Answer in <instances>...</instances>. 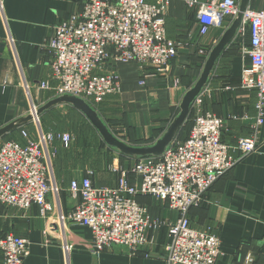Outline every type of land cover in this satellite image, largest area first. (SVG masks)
Returning <instances> with one entry per match:
<instances>
[{
  "label": "built area",
  "instance_id": "obj_1",
  "mask_svg": "<svg viewBox=\"0 0 264 264\" xmlns=\"http://www.w3.org/2000/svg\"><path fill=\"white\" fill-rule=\"evenodd\" d=\"M169 1L82 0L81 9L57 24L42 45L52 56L50 70L55 84L51 87L55 95H74L94 105L120 93V81L112 69L115 63L136 62L140 85L145 84L146 66L158 73L168 70L170 61L185 44L166 35ZM181 1L196 8L198 41L210 28L220 27L225 21L228 26L239 10V0ZM245 25L249 42L241 50L249 62L241 69L237 88L256 92L251 134L239 137L234 147L224 142L225 118L203 109V89L193 102V125L186 139L175 138L159 157H138L130 167L111 165L117 174L115 186L93 184L92 170L80 179H72L69 190L78 200L66 214L59 210L57 219L61 224L69 221L87 227L91 252L101 253L112 245L122 246L132 255L141 251L148 243L147 231L159 223L150 219L136 196L150 195L166 201L168 208L177 212L175 221L167 224L166 263L216 264L220 253L218 235L192 227L187 213L238 161L229 154L231 148L239 150L241 156L257 149L258 130L264 122V6H247L238 29ZM209 50L199 46L204 60ZM39 87L50 88L46 81ZM36 109L32 104L29 111L31 122L36 124L34 135L21 128L22 141L9 139L0 143V204L20 210L31 205H38L41 211L50 209L49 193L59 203L52 174V144L59 141L68 147L72 142L68 132L43 131L37 124ZM28 245L27 238L5 233L0 237L2 263L23 264ZM62 249L66 254L69 246L64 244Z\"/></svg>",
  "mask_w": 264,
  "mask_h": 264
},
{
  "label": "crops",
  "instance_id": "obj_2",
  "mask_svg": "<svg viewBox=\"0 0 264 264\" xmlns=\"http://www.w3.org/2000/svg\"><path fill=\"white\" fill-rule=\"evenodd\" d=\"M247 6L262 8L264 0H249ZM81 7L82 0H0V128L27 115L32 104L38 108L56 97L51 87L55 84L50 70L52 56L42 45L57 24ZM226 24L225 21L220 27L210 28L198 41L196 8L188 7L181 0L169 1L165 11L166 35L185 44L170 61L168 70L158 73L146 66L145 84L140 85L136 62L115 63L112 69L119 78L120 93L96 103L107 112H121L112 118L118 137L127 143L142 145L152 143L164 132L179 109L182 95L200 74L204 55L199 53V46L210 49ZM248 42L249 31L245 25L237 30L203 88L207 109L202 107L225 118L222 139L232 147L239 137L251 134L256 117V92L237 88L241 69L249 62L241 50ZM42 81L48 82L50 88H40ZM226 86L233 88L226 89ZM21 128L33 135L36 131L30 121L5 133L0 143L6 136L22 141ZM257 135L254 152L241 156L239 150L231 148L229 154L238 161L215 180L200 206L190 211L192 227L209 229L219 237L216 264H264V122ZM58 142L52 147L61 148ZM105 150L103 147L100 152L103 156L109 153L110 162L103 160L96 168L77 159L70 161L67 170L57 176L52 166L59 203L49 193L50 209L41 211L38 205L25 210L0 207V233L13 232L29 241V253L23 264H167V224L175 221L177 212L168 208L164 200L150 195L136 196L145 205L150 219L157 220L159 225L147 231L148 243L133 255L119 245L93 253L89 249L91 234L87 227L58 221V211L66 214L78 200L69 190L72 179H80L87 170H92L93 184L115 186L117 174L111 165L130 167L136 159ZM64 244L69 246L66 254L62 249ZM1 255L0 252V264H3Z\"/></svg>",
  "mask_w": 264,
  "mask_h": 264
},
{
  "label": "water",
  "instance_id": "obj_3",
  "mask_svg": "<svg viewBox=\"0 0 264 264\" xmlns=\"http://www.w3.org/2000/svg\"><path fill=\"white\" fill-rule=\"evenodd\" d=\"M248 2L249 0H239V10L237 15L224 29L217 42L210 48L208 55L203 62L198 78L182 95L178 112L171 119L164 132L154 142L142 145L127 143L112 133V131L108 128L107 124L92 105H90L84 99L74 95L64 94L48 100L36 109V115L40 116L43 111L58 104L69 105L79 111L87 119L91 126L98 132L106 146H108L110 149L125 156L159 157L164 152L165 148L176 138L179 130L184 125L188 114L192 109L193 102L208 83L210 74L217 61L234 39ZM32 117V114L28 113L27 115L21 116L14 121L2 126L0 128V138L5 133L32 121Z\"/></svg>",
  "mask_w": 264,
  "mask_h": 264
},
{
  "label": "rangeland",
  "instance_id": "obj_4",
  "mask_svg": "<svg viewBox=\"0 0 264 264\" xmlns=\"http://www.w3.org/2000/svg\"><path fill=\"white\" fill-rule=\"evenodd\" d=\"M98 111L107 122L111 121L114 116L118 117L121 115V112L113 114L105 111V108L101 109V107ZM44 117L42 119L39 117L37 122L38 126H40L43 131H45L44 129H58L70 133L72 136V149L79 153V159L84 158V153H86L87 157L84 159L90 164H96L95 162L100 160L102 162L104 160V156L100 152L101 137L81 114L66 106L58 107L45 118ZM35 125L36 124L33 123L34 127ZM53 149L54 155L51 154L52 166L58 147L57 149Z\"/></svg>",
  "mask_w": 264,
  "mask_h": 264
},
{
  "label": "trees",
  "instance_id": "obj_5",
  "mask_svg": "<svg viewBox=\"0 0 264 264\" xmlns=\"http://www.w3.org/2000/svg\"><path fill=\"white\" fill-rule=\"evenodd\" d=\"M201 57V56H200ZM204 59V58H203ZM202 65V64H201ZM206 101L205 100H203V107L205 108V109H207L206 108V103H205ZM65 106H67L68 108H71L73 111H75V112H77V113H79V114H81L79 111H77L76 109H74L73 107H71V106H69V105H65ZM96 110H97V112L99 113V109H100V106L101 105H97V104H94V105H92ZM104 108V107H103ZM56 108L55 107H51L50 109H47V110H45V111H43L42 113H41V115L39 116L41 119L45 116H47L50 112H52L53 110H55ZM101 109H102V107H101ZM106 111V110H105ZM178 111H176V113H177ZM176 113H174V115H173V117L175 116V114ZM82 115V114H81ZM99 115L101 116V114L99 113ZM83 116V115H82ZM44 117V118H45ZM84 117V116H83ZM85 118V117H84ZM101 118L104 120V122L107 124V126H108V128L112 131V133L114 134V135H116L117 137H118V132L117 131H115V130H113L114 128H113V126H116L113 122H112V120L111 121H106L102 116H101ZM193 118H194V112H193V110L191 109V111L189 112V114H188V117H187V119H186V121H185V123H184V125L181 127V129L179 130V132H178V134H177V136H176V138L177 139H179V140H184V139H186L187 137H188V134H189V132H190V130H191V128H192V125H193ZM86 119V118H85ZM87 120V119H86ZM45 122V121H44ZM90 124V123H89ZM91 125V124H90ZM92 127V126H91ZM93 128V127H92ZM44 129V128H43ZM94 129V128H93ZM45 130V132H49V131H52V132H64V131H62V130H58V129H44ZM95 130V129H94ZM96 131V130H95ZM97 132V131H96ZM161 132V131H160ZM97 134H98V132H97ZM99 135V134H98ZM120 138V137H119ZM158 138V137H157ZM156 138V139H157ZM9 139H13L12 138V136H6L5 137V140H9ZM155 139V140H156ZM154 140V141H155ZM222 140H224V139H222ZM153 141V142H154ZM56 143L58 142V141H55ZM54 142V143H55ZM59 143V142H58ZM72 144H70L68 147H63V145L61 146V148H59V149H57L56 150V155H55V158H54V161H53V166H54V169H55V173H56V175L58 176H60L63 172H65L66 170H67V168H68V166H69V162L70 161H74V160H77L78 159V161L79 160H81V161H83V162H86L85 161V159H86V153H84V158H82V159H79L78 157V152H76V151H73V149H72V146H71ZM100 148L102 149L103 147H105V151H111L112 149H110L108 146H106V144L103 142V140H102V138H101V143H100ZM108 149V150H107ZM113 151V150H112ZM106 156V157H105ZM104 156V160H106V163H107V161L108 162H110V155H109V153H106V155ZM135 158H138V157H135ZM96 164H90V166H93V167H97V166H100L101 165V160L100 161H97V162H95ZM59 173V174H58ZM206 193V192H205ZM205 193H204V195H205ZM204 195H203V197H204ZM142 204V203H141ZM200 205H198V207H199ZM0 207H4V205H2V204H0ZM195 209V206H193V207H190L189 208V210H188V213H187V215H188V218H189V220L191 219L190 217H191V215H190V211H191V209ZM196 208H197V206H196ZM6 232L4 231L3 233H0V237H2L4 234H5ZM1 258H2V255H1Z\"/></svg>",
  "mask_w": 264,
  "mask_h": 264
}]
</instances>
